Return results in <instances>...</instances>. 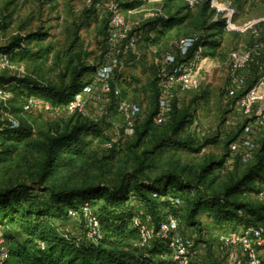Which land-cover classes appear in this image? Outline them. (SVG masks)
<instances>
[{"label":"rangeland","instance_id":"obj_1","mask_svg":"<svg viewBox=\"0 0 264 264\" xmlns=\"http://www.w3.org/2000/svg\"><path fill=\"white\" fill-rule=\"evenodd\" d=\"M189 1L0 0V46L9 45L17 37L37 35L32 40L27 39L24 44V49L31 58L24 62L9 63L6 67L0 63V77H27L55 85H70V72L75 66L77 53L83 55V60L88 65L96 67L85 75L83 85L94 81L96 71L104 63L110 47L109 36L102 32L104 21L110 16L112 5L120 6L126 21L142 36L135 53L131 52L127 58L122 59L123 71L117 72L115 77V85L122 90V100L139 103L146 114L139 121L138 128L145 124L155 105L150 83L155 78L163 77L166 55L177 52L183 39L199 38L202 35L209 37L214 34L215 32L208 29L211 23L218 20L228 22L227 33L218 54L213 57L206 52V48V54L201 53V62L194 70L196 84L187 90L176 89L171 98L172 107H177L179 114H189L193 121L181 133L180 139H192L197 148L208 140L217 141L216 143L206 146L200 153L184 149L173 150L169 146L159 148L161 140L166 141L172 137L170 123L151 127L150 135L141 145L137 137L125 140V121L113 100L102 111L92 108L96 114L85 118L99 125L102 137H87L90 143L87 155L76 160L70 167L60 168L46 186L72 189L98 184L117 185L125 175L136 171L139 161L149 167L146 175L152 180H157L168 172H177L186 182L193 183L201 178L204 165L224 160V167L214 172L215 180L209 190L210 194L219 196L225 192L226 186L242 179L256 165L264 146V129L254 139L256 151L249 162H242L239 156L232 155L229 150L230 140L242 132L244 125L241 124L238 128L235 126L236 116L232 109L234 100L229 98L228 88L231 78V53L249 50L255 42H260L264 48V0ZM208 1L210 9L206 11ZM131 4L136 6L133 9L127 8L126 5ZM170 16L178 19L187 16L188 20L181 28L170 32L161 45L153 46L147 39L156 37L157 32L149 27L150 23ZM254 71L253 68L250 76L253 84L258 77ZM128 85L134 87L129 89ZM125 89L127 94L124 93ZM29 99H35L38 105L31 112H25L24 105ZM46 104L49 103L42 97H30L27 89L19 86L17 82H7L0 86V127L21 125L22 128L32 131L33 143L42 145L46 134L54 131L55 127L65 130L71 120L55 106L48 111ZM254 118L253 115L244 119V123ZM231 130L234 131L229 135ZM41 157L38 148L34 150V154H18L6 166L0 165V187L19 182L31 184ZM212 180V177L209 178L208 183ZM243 199L253 206H262L264 187L259 195L246 194ZM164 212L165 215L174 214L170 209ZM179 217L182 223L181 236L195 241L191 251L194 264H239L234 250L223 247L222 241L226 234H244L245 227L238 225L233 230V226H219L207 211L199 217L201 229H191L186 224L185 213L179 214ZM152 223L151 221L150 224ZM69 229L75 236L86 237L83 224L74 221ZM260 250L264 259V247H260Z\"/></svg>","mask_w":264,"mask_h":264},{"label":"trees","instance_id":"obj_2","mask_svg":"<svg viewBox=\"0 0 264 264\" xmlns=\"http://www.w3.org/2000/svg\"><path fill=\"white\" fill-rule=\"evenodd\" d=\"M126 6L133 9L136 4ZM209 9L210 1L205 6L206 11ZM187 20V16L180 19L170 16L150 23L149 27L157 32V36L148 38L147 41L153 46L161 45L170 32L181 28ZM227 27V20L211 23L208 29L215 33L209 37L202 35L197 38L194 51L201 47L203 54H206V48L209 55L216 56L222 48ZM102 32L109 36L107 19ZM35 36L37 35L17 37L9 45L0 46V56L7 55L10 63L28 60L31 57L24 49V44L27 39L32 40ZM257 44L260 42H255L253 47ZM263 64L264 54L255 59L252 69L258 74ZM94 69L96 67L88 65L83 60V55L77 53L75 66L70 72V85L46 84L27 77L1 76L0 86L7 82H17L19 86L27 89L30 97H42L56 108L67 107L85 87V75ZM159 81L160 79L155 78L150 83L156 102L145 124L141 128L137 127L135 137L139 145L150 135L151 127H156L154 118L159 112ZM252 84L253 78L249 81V85ZM133 87L128 85L129 89ZM124 93L127 94L126 89ZM69 117L71 120L66 129L55 127L54 131L46 134L42 145L33 143L32 131L22 128L21 125L0 127V165L6 166L18 154H34V150L38 148L42 154L32 185L19 182L0 187V229L4 233L8 251V258L0 261V264H178L173 260V251L168 240L157 239L148 248L140 246L141 230L135 224L137 217L155 232L159 231L160 224L170 216L181 220L179 214L182 213L186 214V224L191 229H201L199 217L206 211L219 226H233V230L238 225L246 229L252 226L264 227V204L256 207L243 199L246 194L259 195L263 192L264 146L256 165L242 179L226 186L225 192L219 196L210 194L209 190L215 180L214 172L224 167V160L204 165L201 178L193 183L186 182L177 172H168L161 178L152 180L146 175L149 167L139 161L136 171L125 175L117 185L98 184L72 189L46 186L60 168L70 167L76 160L87 155L90 145L87 137H102L99 125L87 121L80 114ZM192 122L189 114H179L177 107H173L172 116L167 122L172 125V137L166 141L161 140L159 148L169 146L173 150L184 149L200 153L206 146L217 142L208 140L197 148L192 139L182 141L181 133ZM233 131L228 134L231 135ZM238 136L239 133L230 140L229 150ZM211 177L213 180L208 183ZM176 200L181 201L180 206L173 204ZM86 203L95 209L100 222L102 236L97 241L82 235H65V229L70 226L69 211L80 209ZM166 209H170L175 215H165L163 211ZM148 220L153 222V226Z\"/></svg>","mask_w":264,"mask_h":264},{"label":"built area","instance_id":"obj_3","mask_svg":"<svg viewBox=\"0 0 264 264\" xmlns=\"http://www.w3.org/2000/svg\"><path fill=\"white\" fill-rule=\"evenodd\" d=\"M110 11L111 14L107 17L110 47L104 63L97 69L94 81L86 84L71 104L58 109L67 116L80 114L84 118H91L94 113L96 114L92 108L102 111L114 100L125 121L123 138L128 140L136 136L138 123L146 114L139 103L122 100V91L115 85V77L117 72L123 71L122 59L127 58L131 52L135 53L142 36L126 21L120 6L112 5ZM196 41L195 37L183 39L177 52L168 53L165 57L163 77L159 81V112L154 118V123L158 126L166 124L172 116L171 98L175 90L179 88L187 90L196 84L194 70L201 62L200 55L203 52L201 47L194 51ZM262 47L257 44L249 50H237L230 55L231 78L228 96L234 100L232 107L234 113H232L236 116L235 126L238 128L241 124L244 125L238 138L230 145V151L232 155L239 156L244 163L252 159L256 151L254 139L264 129V64L259 69V77L255 83L251 87L249 86V81L252 79L250 77L252 65L256 58H260L264 54ZM192 52L193 55L188 58ZM0 63L4 67L8 66L10 63L8 56L1 55ZM37 105L38 101L29 99L24 105V111L31 112ZM46 105L48 111L53 109L51 104ZM253 115L255 118L252 121L244 123V119L251 118ZM95 119L98 120V118ZM173 204L180 206L181 201L176 200ZM69 218L70 225L74 221L83 224L87 232V239L97 241L102 236L100 222L95 214V209L90 204L86 203L80 209L70 210ZM135 224L141 230L140 246L142 248L150 247L157 239L168 240L173 251V260L176 263L194 264L191 251L194 249L195 241L181 236V221L177 217L170 216L165 219L160 224L158 232L142 222L139 217L135 218ZM69 227L65 229L66 237L73 236ZM222 243L223 247L234 250L235 259L239 264H264L260 253V247H264L263 226H252L246 229L244 234H226ZM5 244L4 233L0 229V261L8 258Z\"/></svg>","mask_w":264,"mask_h":264}]
</instances>
